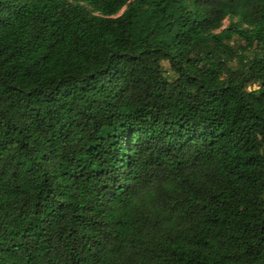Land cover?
Here are the masks:
<instances>
[{"label":"trees","instance_id":"1","mask_svg":"<svg viewBox=\"0 0 264 264\" xmlns=\"http://www.w3.org/2000/svg\"><path fill=\"white\" fill-rule=\"evenodd\" d=\"M0 264H264V0H0Z\"/></svg>","mask_w":264,"mask_h":264},{"label":"rangeland","instance_id":"2","mask_svg":"<svg viewBox=\"0 0 264 264\" xmlns=\"http://www.w3.org/2000/svg\"><path fill=\"white\" fill-rule=\"evenodd\" d=\"M227 26V22L224 23V27ZM235 65V64H234ZM162 67H163V71H164V75L169 79H173L174 78V74L172 73V71L170 70V67L168 65V63L163 62L162 63Z\"/></svg>","mask_w":264,"mask_h":264}]
</instances>
